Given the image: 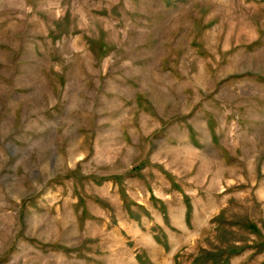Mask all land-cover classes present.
Instances as JSON below:
<instances>
[{"label":"rangeland","instance_id":"obj_1","mask_svg":"<svg viewBox=\"0 0 264 264\" xmlns=\"http://www.w3.org/2000/svg\"><path fill=\"white\" fill-rule=\"evenodd\" d=\"M0 264H264V0H0Z\"/></svg>","mask_w":264,"mask_h":264}]
</instances>
